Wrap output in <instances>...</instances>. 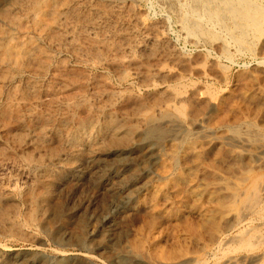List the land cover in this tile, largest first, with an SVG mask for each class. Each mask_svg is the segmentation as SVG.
<instances>
[{"label": "bare ground", "instance_id": "1", "mask_svg": "<svg viewBox=\"0 0 264 264\" xmlns=\"http://www.w3.org/2000/svg\"><path fill=\"white\" fill-rule=\"evenodd\" d=\"M7 1L15 6V12L4 9L0 15L3 21L11 25L17 21L19 23V20L28 19L32 30L19 39L15 46L8 47L6 54L3 55L4 59L6 56L7 65H15L17 70L15 69L14 74L11 73L12 76L10 73L5 75L6 81L0 88V132L2 135L5 134L2 138L4 143L0 144V227H4L9 221L8 200L6 199L9 196L3 191L2 182L7 175L6 171L10 168L14 169L19 166V172L22 170L25 173L22 168L24 165H19L21 160L27 162L28 167L36 172L35 184L26 194L25 201L28 209L24 219L29 227H43V224L51 223L58 208L56 207L58 204L57 190L52 189L56 169L73 165L84 149L94 152L95 149L101 148L110 153L117 152V162L121 163V154L133 148L134 143H139L135 142L136 139H132L136 135V130H133L137 128L135 124L131 125L126 121L116 119L120 110L116 109V102L113 98L108 99L109 107L93 104L94 100L108 93L109 84L105 75L93 72L92 68L109 66L117 71L132 70L139 79L142 89L145 88L147 92H150L151 88L157 86L154 84L157 77L160 84H163L169 77L160 74L163 65L161 61L166 60L165 58L169 59L173 50L170 52V46L161 37L162 33L157 25L152 24L148 32L143 31L144 34H133L131 28L128 30L126 28L125 31L120 23L116 22L120 25L118 27L114 21L119 20L121 13L118 14L115 11L116 8L114 9L106 0H0V8H5ZM222 2L227 3L228 7L225 6L226 12H217V17L221 15L222 19L226 18L225 13L232 15L231 18L234 16L233 20L238 17L245 24L244 28L242 27L243 30L253 29L257 34L264 36L263 19H261V17L264 18L263 10L254 5V0H222ZM210 16L213 19V14ZM214 16L216 19V14ZM190 27L197 32L193 26ZM7 33L9 35V32ZM240 36L242 37L241 34ZM11 42V39L7 41L8 44ZM4 45L2 47L5 48ZM259 53L264 56V41ZM174 56L172 53V57ZM93 61H98V64H94ZM104 61H108V64H104ZM11 66L7 69L13 71ZM176 75L172 77L175 81L179 78ZM238 79L240 83H243L241 91L243 98L240 99V101L243 100L242 105L241 102H239L240 105L235 104V100L238 102V99L233 98L237 96H234L235 89L230 95L222 97L215 105L203 103L204 105L195 107L193 103L199 100L196 96H191L186 101L182 100L188 106L192 104L190 106L193 110L188 116L190 127L193 130L197 131L200 128L198 127L200 116H204L203 121L206 122V127L211 128L210 130L218 129L215 138H212L216 140L214 143L207 141L208 136L203 139L200 135L199 137L193 136L196 132L192 133L184 127L167 128L168 131L165 130V134L162 131L165 128L159 130V125L156 127L152 120L145 121V124L141 125L142 134L146 135L144 140L153 138L154 134L159 135L156 141H144L152 149H149L147 153L149 159L141 162V165L147 168L149 160L159 159L160 163L157 168L159 178L161 181L165 180V187L147 194L143 202L147 208L146 211L144 210V216L149 219L146 224L150 230L158 232L157 230L162 229L166 224V218H173V225L171 224L170 228L186 223L187 228L184 230L188 238L201 245L200 249L203 247V249L211 250L224 244L223 242L230 237L233 230L243 226L247 220L246 217L241 216L243 211L247 212L250 208L260 212L262 208L264 209V187L260 189V186H264L261 181L264 175H257L254 182L249 184L248 182L252 181L251 170L253 169L248 166L255 162L251 158L253 155H247L249 156L247 158L243 154V152L246 153L245 151H236L238 147L229 143L230 139L225 137L230 132L240 135L241 129L237 128H241V125H247L250 132L252 128H264V70L256 68L240 73ZM253 82H256L257 87L247 91L245 88ZM180 93H178L179 96ZM199 93L202 94V91L197 92V95ZM149 99H147L148 102H150ZM178 100L181 101V99ZM143 102L141 101L142 105ZM180 107L176 109L181 114L180 116H184V109L182 111ZM110 110L111 112H108ZM102 120L105 122H101ZM48 133H52L54 139L57 140L55 146L47 136ZM238 145L243 146V143L239 141ZM24 168L27 169V167ZM260 170L264 171V164ZM139 171L140 169L133 168L118 182H113L114 184L109 189L115 191L114 195L119 197L117 191L127 184H132L133 177ZM231 176L237 179V184L231 183L229 178ZM161 203L164 207H160ZM132 214L125 212L122 216L128 218ZM231 215H234V221L231 220ZM256 215L259 217L261 213L260 215L256 213ZM262 217L264 221V216ZM84 220H78L74 226H71L72 229L63 222H58L60 223L58 225L57 220L52 224L56 225L59 233L67 230L70 237L80 244L84 241L87 228ZM249 221L251 222V218ZM19 224L14 222L10 227L13 230L18 229ZM141 237L147 238L144 234L137 236L130 242L129 247L117 244L119 241L117 243L115 241L114 245L112 244L113 247L111 243L108 244L112 247L107 251L108 258L118 254L121 258L119 264H135L141 261L148 264H184L187 262V258L181 257L188 253L187 249L183 248L186 245H178L170 251L157 250L161 239L160 234L153 237L151 242L147 238L149 244ZM107 243H109L108 239L103 238L100 245ZM12 255H0V264L50 263L44 259L37 261L34 258L16 257L18 254ZM55 264H69V262L61 259Z\"/></svg>", "mask_w": 264, "mask_h": 264}, {"label": "rangeland", "instance_id": "2", "mask_svg": "<svg viewBox=\"0 0 264 264\" xmlns=\"http://www.w3.org/2000/svg\"><path fill=\"white\" fill-rule=\"evenodd\" d=\"M106 1L109 2L114 9L116 8L115 11H117L118 14L121 13L118 17L119 20L114 22H119L122 29L125 31L126 28L127 30L128 28H131V31L133 29V34H144V32H148L147 30L152 24L159 26L160 32L162 33L161 37L167 41V44L170 46V52L173 50L172 53L175 55L172 57L171 53L169 59L165 58L166 60L161 61L163 65L160 74L169 77L163 84L158 82L159 79L157 77L154 81V84L157 86L153 87V89L151 88L152 91L147 92L145 88L142 89L139 79L133 74L132 70L121 69L117 71L109 66L92 68L93 72L105 75L109 84L108 93L102 95L97 100H94L93 104L107 106L108 99L113 98L116 102V109L121 111V113L119 111L116 115V119L126 121L131 125L135 124L134 126L138 128V131L137 128H133V130H136V135H134L132 139H136L135 142L138 141L139 143H134L133 148L128 152L121 154V163L117 162V152L114 154V152L110 153L103 149L101 150V148L95 149L94 152L92 150L87 151L84 149V152L74 161L73 165H64L65 167L56 169L55 175L53 176L54 182L52 189L55 188L54 190H57L58 204L56 207L58 208L51 219V223L48 225L43 224V227H29L24 219V215L28 209V205L25 201L26 194L35 184L36 172L34 169L28 167L29 165L27 162L22 160L19 165H24L22 168L25 173H23L22 170L19 172V166H16L14 169H8L2 185L3 191H5L4 193L9 196V198H6L8 200L7 207L9 208V213H7L9 221L4 227H0V255L18 254L16 257L21 256L24 259L34 258L37 261L44 259V261H49V264H55L61 259L69 262V264H119L121 258H119L118 254L111 255L110 258H108L107 254V251L111 250L115 241V243L119 241L117 244H121V246L125 247L127 245L129 247L131 245L130 242H132L137 236H143L144 234L151 242L153 237L160 234L161 239L158 243L159 248L157 250L164 249L170 251V249L172 250L178 245H186V247L183 246V248H186L188 253L181 256L187 258V262L184 264H263V208L261 209L263 211L260 210V212L250 208L247 212L243 211L241 216L246 217L248 221L246 220L243 226L233 230V232L230 233V237L223 242L224 244L211 250L203 249V247L200 249L201 245L196 244L194 240L191 241V238H188L185 234L187 228L185 227L186 223L176 227L171 226L170 228V225H173V218H166L167 225H163L162 229L157 230L158 232L150 230V227L146 224L149 219L144 216L147 208L143 205V202L145 196H148L155 190L157 191L159 188L165 187V180L161 181L159 178L160 174L157 169L158 164L160 163L159 159L152 158L149 160L150 162L147 161L149 162L147 168H143L141 165L145 160L149 159L147 153L149 149H152L149 148L144 141H156L159 137V135L154 134L153 138L151 137L144 140V136L146 135L142 134L141 125H144L145 121L152 120L155 122L156 127L159 125V130L165 128L162 130L163 132H165V130L167 132L169 128L177 126L179 128L184 127L186 129L188 128L192 133L196 132L193 136L196 135L199 137L200 135L201 139L208 136L206 139L208 142L210 141L209 143H211V141L212 143L216 142V140H213L212 138H215L218 129L213 128V130H210L211 128L206 127V122L203 121V119H205L204 116L199 117L200 120H198V122L200 123H198V125H200L198 127L200 128L197 129V131L190 127V118L188 115L192 112L193 107L190 106L192 104L189 106L186 105L182 100L186 101L190 99L191 96H196L199 100H196L195 103H193L195 107L202 106L204 105L203 103L215 105L222 97L230 95L235 89L234 96H237L233 98L238 99V102L235 100L237 102H235V104L240 105L239 102L243 101H240V99L243 98L241 97L243 83L239 82L238 76L240 73L249 72L256 68L264 70V56L259 53L261 44L264 41V36L257 34L253 29L245 28L246 30H243L242 27L243 25L245 26V24L243 20L238 17H235L236 19L233 20L234 16L231 18L232 15H226V13V18L222 19L221 15V17H217V12H226L225 9L228 7L227 3L224 4L222 0H204L205 2L202 0H134L135 2L133 0ZM9 2L10 1H7L6 5H4L5 8H0V15L4 9L15 12V6L9 4ZM254 5L263 10L264 16V0H254ZM218 6L220 9H218ZM207 13L210 15L213 14V19ZM215 14L216 19L214 16ZM261 19H263L262 21L264 25V18L261 17ZM221 22H223V24ZM116 24L120 27L118 23ZM30 25L31 23L28 19H22V21L19 20V23L17 21L10 25L3 21L0 16V73L2 74H0V88L6 81L5 75H8L9 73L11 74L14 71L16 72L17 70V66L7 65L6 56L4 59L3 55L6 54V49L8 47L15 46L19 39H22L28 31L32 30ZM190 26H193L197 32ZM18 28L22 29L20 30ZM7 32H9V35ZM10 39L12 42L9 43V45L7 41L9 42ZM3 45L5 48L2 47ZM224 46L227 48L225 49ZM3 62L6 67L3 65ZM93 63L98 64V61H93ZM103 63L108 64V61H104ZM8 66H11L13 71L7 69ZM1 69L4 71L2 72ZM13 74H11V76ZM175 75L180 79H176L177 81L172 79ZM255 84L256 82L250 83L244 88L247 91H251L257 87ZM183 89L184 91H182ZM165 90H167V92H165ZM174 90H177L178 93L181 92V97L177 91L175 92ZM198 90H201L202 94L199 93V95H197V92H199ZM109 96L111 97L109 98ZM155 96L156 98L154 99ZM157 97L159 99H157ZM147 99H149L151 103L148 102ZM178 99H181V101ZM141 101H144L143 105L141 104ZM177 102L179 103L178 105L181 106V110L183 111L184 109V116H180L181 114L177 111L176 107H179ZM129 107L130 109H128ZM123 109L126 110L122 111ZM111 110L108 112H111ZM101 122H105V120H102ZM246 126L247 125H241V128H237L241 129L243 134L234 135L233 133L231 134V132H228L229 134H226L225 137L227 136L226 138L230 139L229 143H233L238 147L236 148V151H245L246 153L243 152V154L247 158L249 157L247 155H253L251 158H253V161L255 162L250 165L252 167L248 166L255 170H251L252 181L248 182L251 184L254 182L257 175H264V171L260 170L261 166L264 164V146H261L264 145V128H250L252 130V132H250ZM201 132L202 134H200ZM4 135L0 132V144L3 142L2 138ZM47 136L53 141L55 146L57 140L54 139V135L48 133ZM210 136L212 137L210 138ZM237 141L243 143V146L238 145ZM24 167H27V169ZM133 168L140 169V173L138 172L135 174L132 184L125 185V188L122 186L123 188H120L117 191L119 197L118 195H114L115 191H112V189L109 188L116 183V181L118 182L124 174L131 172ZM107 169L108 173H106ZM229 178L231 179L232 184L238 183L235 177L233 178L231 176ZM261 181L264 183V176H262ZM262 187L264 186H260V189ZM109 196L112 199L109 198ZM160 207H164L162 203ZM12 210H14V212ZM125 212H131V214H134L130 215L128 218H123L122 215ZM255 212L257 214L259 213V215L261 213V216L258 217ZM231 218V220L234 221V215H231ZM250 218L251 222L249 221ZM81 219H85L84 221L87 228L85 229V237L83 235L84 241L82 242L84 243L81 242L80 244H78L77 241L75 242L73 237H70L67 230H63L59 233L57 232L58 230H56V225L54 226L52 224V222L57 220V223L63 222L70 228ZM14 222L20 223L18 229L13 230L10 227ZM162 222L164 223V221ZM60 223H58V225ZM164 226L168 227L166 228ZM72 228L73 227H71V229ZM13 231H16V233H12ZM62 232L64 234L67 232V234L64 235ZM103 238L108 239L109 243L106 245H100ZM147 238H143V240L147 241L149 244L150 242ZM110 243L111 245L113 244L112 247L111 245H108ZM135 264L148 263L141 261Z\"/></svg>", "mask_w": 264, "mask_h": 264}]
</instances>
